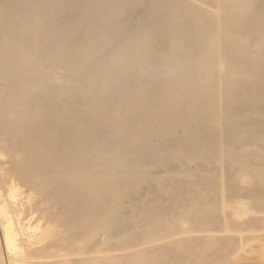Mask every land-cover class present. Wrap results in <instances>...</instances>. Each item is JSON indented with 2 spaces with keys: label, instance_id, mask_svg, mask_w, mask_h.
<instances>
[{
  "label": "bare ground",
  "instance_id": "1",
  "mask_svg": "<svg viewBox=\"0 0 264 264\" xmlns=\"http://www.w3.org/2000/svg\"><path fill=\"white\" fill-rule=\"evenodd\" d=\"M163 1L165 2L163 4L168 6L169 9L174 8L176 5L174 0H0L1 264H17L19 261L17 254L19 253L25 252L28 256H31L42 251L34 247V245L41 242L40 239L42 238V231L36 230L39 223H35L32 213H30V203L23 199L22 201L19 200L20 196L17 190L18 187H21L23 193L30 191V164L32 166L33 161L31 163L30 158L25 157L24 153L30 150V145L32 144L42 142L51 146L55 142L53 129H58L60 126L52 120L49 109L52 106L58 109L64 106L63 104L76 91L77 79L79 78L71 71L69 62H61L58 55H53L43 63L38 58H30V37L35 35V29L32 31L28 30L27 24L30 23V20L34 23L44 20L49 22L53 17L60 26L65 21L70 20L74 29V38L81 40L84 46L92 47L98 41H101L104 48V44L108 42H110V45L112 43L117 44L116 30L124 29L125 26L136 27L145 31L146 26H152L153 23L159 21L163 24L161 31L165 32V34L173 31L178 22L171 23L168 20H164V15L162 17L156 16L160 14L158 5ZM229 1L221 0L220 2L225 5ZM234 1L243 6L247 15L246 18H248V23L245 24L244 28H252L254 35L252 37L253 43L251 47L249 46L250 49L247 55L244 57L239 56V52L235 51L236 60L234 59L233 63H235L237 69L244 68V66L249 68L251 77L255 78L256 81L247 87H242V81L245 79L243 72L227 75L222 79V86L219 92V100L221 102L217 106L214 102L215 98L211 96L213 92L206 91L207 100L203 102L194 101V106L188 108L182 103L183 99L181 94H179V83H181L185 74L178 63L171 62L170 66L162 70L160 80L157 83L154 82V86L157 88L155 92L162 91L161 88L163 87L169 89L168 109L175 105H180V112L166 114V121H154L155 128L147 127L145 132L137 133L139 141L129 147V155L122 156L114 163L119 165L120 168L106 174L113 177L116 183L119 182L118 175L125 173L124 169L126 166L131 165L136 160H140L141 153L145 150L153 151L154 155L160 154L161 157L159 159L169 162L167 167L159 166V169L151 174L158 183H150L144 187L145 190L149 191V194L143 199L134 200L137 202V209L142 212V216L140 215L136 221H129L122 216V224L120 226V229H127L133 234V239H124L122 242L124 246L138 245L136 241L140 240L143 235L150 237L152 242H156L154 249L159 252V255L164 257L163 260L159 261L161 264H247L246 260L252 262L253 259H261L259 264H264V251L245 248L243 240V231L250 230L251 227L255 230H262L261 236L264 237V38L259 39V34L264 31V0ZM123 6H126L125 10L121 9ZM261 10L262 12L259 13ZM237 12V7H233L228 16L220 17L219 28L222 45L226 42V35L230 39V42L226 45H231L235 41L244 38L240 33V30H242L240 24H242L243 18L240 16L239 19H236L235 14ZM259 21L263 23L259 25ZM228 30L229 34H227ZM245 34V37H247L246 30ZM24 35L26 39H23ZM163 47L156 46V52L154 49L153 61L156 64L170 61L166 60L169 59L168 56L163 57L158 54V52L162 51L170 52V46L165 45ZM221 57L226 58L225 55H221ZM242 62L245 65H242ZM19 65L21 66L20 72L17 70ZM32 70H34V73H30ZM129 76L131 75L128 74V78ZM16 78L22 79L21 86ZM234 81H238L236 87H232ZM30 83L35 88L31 96ZM83 85L85 84L83 83ZM18 86L19 90L15 91L14 89ZM193 91L194 97L199 96L201 93L195 89ZM224 92L230 95L229 99L224 97ZM33 97H40V99L46 97L47 99H44L43 107L35 110L32 108ZM18 102H21L22 107L19 112L17 111V114L9 117L7 115L8 111L12 107L15 108L14 106ZM113 102L115 103L116 101ZM149 104L151 103L149 102ZM152 105L154 106V104ZM152 105L151 107H153ZM30 108L32 109L31 112ZM149 112L151 113V111ZM78 118L84 119L90 126L98 122V120L95 121L96 117L90 113L81 115ZM11 121L18 124V128L13 130L5 129ZM253 122L254 124L248 125V123ZM243 125H247L246 128L242 129ZM147 135L150 136L148 140H141L143 136ZM241 139H244V142L241 143ZM129 140L133 141L134 137L130 135ZM87 143L89 144V142ZM217 148L219 150L214 153L213 150ZM66 150L68 149L66 148ZM198 155H202L203 159L199 160ZM69 156L71 155L69 154ZM3 157L7 158L4 159ZM34 163L36 164L37 162ZM59 166L61 167V165ZM197 169L201 170L202 173L197 171ZM33 171V177L36 179L34 185L36 186L45 185L56 176L52 173L41 175V171ZM172 171L181 177H173L171 175ZM54 191L56 193L55 201L59 208L55 217L56 228L53 246L58 248L66 247L70 242L61 236L63 219V213L60 209L63 193L61 180L56 181ZM236 199L253 201V206L250 210L255 215L245 217L240 214L241 216L238 215L239 218L233 217L227 208ZM110 208L108 211H110ZM183 221L189 223V227L183 226ZM91 223L89 222L85 226L76 228L75 234L81 238H88L92 234L90 233ZM141 227H145L144 233L139 231ZM259 248L264 249V241H259ZM41 253L43 254V252Z\"/></svg>",
  "mask_w": 264,
  "mask_h": 264
},
{
  "label": "rangeland",
  "instance_id": "2",
  "mask_svg": "<svg viewBox=\"0 0 264 264\" xmlns=\"http://www.w3.org/2000/svg\"><path fill=\"white\" fill-rule=\"evenodd\" d=\"M174 1L176 5L174 8L170 9L163 4L165 3L164 1L159 4L158 8L160 14L156 15L159 17L164 15L163 19L171 23L178 22L174 30L170 31L169 34H165V32L161 31V26H163V24L159 21L153 23L152 26H146L145 31L137 29L136 27L131 28L130 26H125L124 29L116 30L115 35L117 44L112 43L110 45V42H108L104 44L105 49L101 41H98V43L92 47L84 46L81 40L74 38V29L70 20L65 21L60 26L53 17L49 22L44 20L34 23L30 20V23L27 24L28 30L32 31L35 29V35L30 37V58H38L40 62L43 63L49 60L53 55H58L61 62H69L71 71L76 74L77 78L79 77V80L77 79L76 91L73 93V96L63 104L64 106L62 108L58 109L52 106L49 109L52 120L60 126L58 129H53L55 142L52 143L51 146L48 144L50 148L42 142L32 144L30 145V150L24 153L25 157L30 158L31 163L33 161L32 166L30 164V191L23 193L21 187H18L17 190L20 196V198H18L20 201L23 199L30 203V213H32L35 223H39L38 229L36 230L42 231V238L40 239L41 242L34 245V247L41 249L43 254L39 252L35 255L28 256L25 252L19 253L17 254L19 260L17 264H161L159 261L163 260L164 257L159 255V252L154 249L156 242H152L150 237L143 235L140 240L136 241L138 245L124 246L122 244L124 239H133V234L127 229H120V226L122 224V216L126 217L129 221H136L140 215L142 216V212L138 211L137 202L134 200L143 199L149 194V191L145 190L144 187L150 183H158L151 174H153V171L159 169V166L167 167L169 162L159 159L161 157L160 154L154 155L153 151L145 150L141 153L140 160H136L131 165L126 166L124 169L125 173L123 175H118L120 179L119 182L116 183L113 177L107 176L106 174L120 168L119 165H115L114 163L122 156L129 155V147H131L133 143L139 141L137 133L145 132L147 127L155 128L156 125L154 121H166V114L180 112V105H175L171 109H168L169 89L163 87L161 88L163 92H155L157 88H155L154 84L160 80L159 78L162 70L170 66L171 62L178 63L180 69L185 74L183 80L179 83V94L182 96V103L188 108L194 106V101L203 102L207 100L208 96L205 95L206 91L213 92L211 96L215 98L214 102L217 106V104L221 102L219 100V92L222 86V79L227 75L243 72L245 79L242 81V87H247L256 81L255 78L251 77V70L249 68L244 66V68L237 69L235 63H233L236 60L235 51L239 52V56L244 57L247 55L253 43L252 37L254 34L252 28H244L245 24L248 23V18H246L247 15L243 6L237 4L234 0H230L229 3L225 5L220 2L221 0ZM233 7H237L238 9L237 14H235L236 19H239L240 16L243 18V25L240 24L242 28L240 33L244 38L235 41L231 45H226L230 42L229 36L226 35V42L222 45L221 31L219 28V24L221 23L220 17L228 16ZM121 9L125 10L126 6H123ZM261 12L262 10L259 13ZM151 16L152 14L150 18ZM256 16L258 15L256 14ZM262 23V21L258 22L259 25ZM245 30L247 37H245ZM42 31H45V33ZM227 34H229V30ZM259 36V39H263L264 31H262ZM23 37V39H26L25 35ZM162 43L164 44L162 45ZM165 45L170 46V52L162 51L163 53L158 52V54L163 57L168 56L169 59L166 60L170 61H168V63L156 64L153 61L154 49L156 46L164 48L163 46ZM72 46L73 48H71ZM108 50L111 51L109 52ZM144 52L146 53L144 54ZM221 55H225L226 58H222ZM242 65H245L244 62H242ZM20 67V65L17 67L19 72L21 69ZM30 73H34V70L30 71ZM128 74L131 75L129 78ZM16 80L21 86L23 82L22 79L16 78ZM83 83L85 85H83ZM237 85L238 81H234L232 87H236ZM193 89L201 92L200 95L194 97ZM14 90H19V86ZM34 91L35 88L30 83V96ZM77 92H81L82 94L80 93L78 95ZM223 95L228 99L230 98V95L226 92H224ZM45 98L46 97L40 99V97H35V102L32 100V108L38 110L43 107ZM113 101L116 102L114 103ZM151 101L154 102L152 103ZM149 102L151 104H149ZM116 104L117 106H115ZM152 104H154V106ZM151 105L153 107H151ZM14 107L15 108L12 107L13 110L10 109L8 111L7 115L9 117L17 114V111L19 112V109L22 107L21 102H18ZM69 110L73 111L70 112ZM31 111L32 109L30 108V112ZM149 111H151V113ZM89 113L96 117L95 121L98 120V122H95V124L93 123L94 125L91 124V126L84 119L78 118L81 115ZM12 122L13 121L9 122L10 126H6L5 129L13 130L14 128H18V124L13 122V124L15 123L13 125ZM249 124H254V122L248 123V125ZM246 126L247 125H243L241 128H246ZM91 135L95 140H93ZM130 135L134 137L133 141L129 140ZM76 136H79V140ZM149 138L150 136L147 135L143 136L141 140L145 141ZM87 142H89V144ZM240 142H244V139H241ZM38 147L39 149H37ZM66 148L68 150H66ZM217 150L219 149L217 148L213 150V152L216 153ZM69 154L72 157L69 156ZM198 157L199 160L203 159L202 155H198ZM3 158L6 159L7 157ZM59 165H61V167ZM33 170L41 171V175L52 173L56 176L50 179L45 185L36 186L34 185L36 179L33 177ZM197 171L202 173L199 169H197ZM171 175L173 177H181L173 171ZM57 180L62 181L63 190L62 202L60 205V209L63 213L61 236L63 239H68L70 242L66 247L63 246L59 248L53 246L56 228L55 217L59 208L55 201L56 193L54 191ZM252 206L253 201L251 200L236 199L227 210L235 218H239L238 215L241 216L240 214L247 217L249 215H255V213L250 210ZM109 208L111 212L108 211ZM107 212L108 214H106ZM103 215L104 217L106 215L105 219ZM89 222H92L90 229V233L92 234H90L88 238H81L75 234L76 228L85 226ZM189 225V223L183 221V226L189 227ZM145 230V227L139 228L141 233H144ZM243 235L245 248L264 251L263 248H259V241H264V237L261 236L262 230H255L251 227L250 230L243 231ZM89 246L91 247L89 248ZM48 248L49 250H47ZM260 261L261 259H253L252 262L249 260L245 262L247 264H259Z\"/></svg>",
  "mask_w": 264,
  "mask_h": 264
}]
</instances>
